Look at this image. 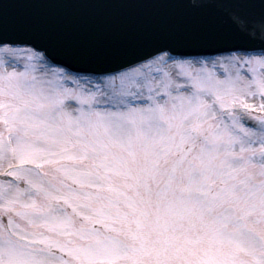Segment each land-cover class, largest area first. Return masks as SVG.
Masks as SVG:
<instances>
[{
  "label": "snow or ice",
  "instance_id": "snow-or-ice-1",
  "mask_svg": "<svg viewBox=\"0 0 264 264\" xmlns=\"http://www.w3.org/2000/svg\"><path fill=\"white\" fill-rule=\"evenodd\" d=\"M0 264H264V0H0Z\"/></svg>",
  "mask_w": 264,
  "mask_h": 264
}]
</instances>
